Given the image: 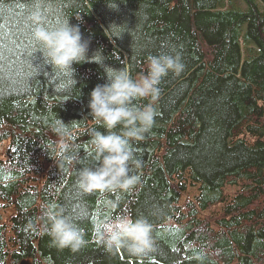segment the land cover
Returning <instances> with one entry per match:
<instances>
[{
    "label": "trees",
    "instance_id": "obj_1",
    "mask_svg": "<svg viewBox=\"0 0 264 264\" xmlns=\"http://www.w3.org/2000/svg\"><path fill=\"white\" fill-rule=\"evenodd\" d=\"M116 3L0 0V264H264V0ZM37 8L49 26L79 24L89 56L100 51L133 78L149 55L181 54L184 71L159 85L154 127L131 144L141 160L132 190L78 189V169L96 163L90 93L107 81L86 62L73 66L76 87L53 91L27 20ZM113 23L122 38H108ZM60 119L74 136L71 164L53 131ZM41 204L57 205L86 245L51 246ZM121 214L151 224L153 251L110 253L98 242L96 222Z\"/></svg>",
    "mask_w": 264,
    "mask_h": 264
},
{
    "label": "clouds",
    "instance_id": "obj_2",
    "mask_svg": "<svg viewBox=\"0 0 264 264\" xmlns=\"http://www.w3.org/2000/svg\"><path fill=\"white\" fill-rule=\"evenodd\" d=\"M106 2L110 9L118 10L116 0ZM27 20L31 26V38L39 45L45 63L51 66L55 93H66L70 87H76L74 65L94 62L101 65L105 73L107 82L92 89L88 102L93 123L90 129L92 158L96 163L95 167L78 169V189L85 194L132 190L140 177L132 174L130 169H139L141 160L135 157L131 144L144 140L154 127L157 116L154 105L161 93L159 85L169 73L179 76L184 71L181 54L149 55L147 72L133 78L124 67L116 69L104 65L100 51L89 56L90 39L83 36L79 24H70L69 18L54 27L49 26L37 8ZM121 27L115 23L109 25L105 29L110 34L108 38H122L125 31H118ZM141 100L148 102L138 103ZM53 131L59 137V154L65 156L75 147L74 136L61 119L56 121ZM65 159L71 164L76 157L65 156ZM107 206L115 209L118 202L108 201ZM40 208L44 222L41 234L50 237L51 246L77 252L86 245L83 232L57 205L41 204ZM94 228L98 242L107 252L124 248L130 255L139 256L154 250L152 226L145 219L121 214L97 221Z\"/></svg>",
    "mask_w": 264,
    "mask_h": 264
},
{
    "label": "rangeland",
    "instance_id": "obj_3",
    "mask_svg": "<svg viewBox=\"0 0 264 264\" xmlns=\"http://www.w3.org/2000/svg\"><path fill=\"white\" fill-rule=\"evenodd\" d=\"M6 217H7V215L4 216V218H6Z\"/></svg>",
    "mask_w": 264,
    "mask_h": 264
},
{
    "label": "water",
    "instance_id": "obj_4",
    "mask_svg": "<svg viewBox=\"0 0 264 264\" xmlns=\"http://www.w3.org/2000/svg\"><path fill=\"white\" fill-rule=\"evenodd\" d=\"M23 264H27L26 262H23Z\"/></svg>",
    "mask_w": 264,
    "mask_h": 264
}]
</instances>
